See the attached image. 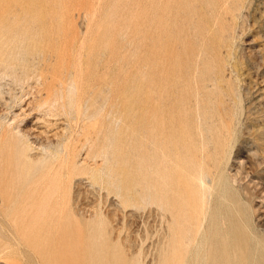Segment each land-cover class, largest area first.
Here are the masks:
<instances>
[{
    "label": "rangeland",
    "instance_id": "obj_1",
    "mask_svg": "<svg viewBox=\"0 0 264 264\" xmlns=\"http://www.w3.org/2000/svg\"><path fill=\"white\" fill-rule=\"evenodd\" d=\"M210 1L0 0V27L8 32L1 37L37 46H28L32 79L17 85L0 78V246H8L0 264H162L172 218L145 201V100L153 83L167 90L188 67L202 72L212 58L230 113L240 89L227 170L264 238V0H251L232 63L222 62L229 52L221 4L212 11ZM189 113L198 157L214 170V145ZM51 183L64 192L61 220L37 225L29 204ZM26 223L50 234L45 252L17 246L13 235L20 238Z\"/></svg>",
    "mask_w": 264,
    "mask_h": 264
},
{
    "label": "bare ground",
    "instance_id": "obj_2",
    "mask_svg": "<svg viewBox=\"0 0 264 264\" xmlns=\"http://www.w3.org/2000/svg\"><path fill=\"white\" fill-rule=\"evenodd\" d=\"M210 3L212 11H215L217 5L221 4L223 21L226 22L224 28L221 29L223 30L221 35L229 52L227 57L222 58V62L232 63V54L233 50L236 49L238 31L245 26L246 13L251 7V0H211ZM218 12L220 11L218 10ZM213 18L215 19V17ZM220 22L222 23V20ZM1 31L0 34L3 32ZM6 33L8 32L5 31L4 34ZM11 35L13 36V34ZM11 35H8V37H11L12 40L1 37L2 34L0 35L2 45L0 50V78L7 79L9 77L15 84L22 85L32 79L35 71L31 67V64L35 61L34 51L32 53L31 50H28V46L30 49H33V47L35 49L37 46H30V44L25 46L22 43L23 40L19 42L21 39L17 41L16 38H13L15 36L12 37ZM30 42L32 41L30 40ZM35 51L38 52V48ZM35 55H37L36 52ZM213 61L212 58L205 69H201L202 72H192L191 67H188L182 74H179L178 80L175 81V84L173 83L174 86L166 88L167 90L159 89L153 83L145 100L146 113H142V115L146 116L143 120L145 119L146 122L144 130L149 148L147 155L148 167L145 164L148 169L145 201L151 206L156 205L155 207H158L159 210L169 212L172 218L169 247L162 264H264V238L258 234L253 225L250 207L247 206L246 200L233 185L227 170L231 159V148L238 133L237 126L241 121L240 114L243 110L240 89L234 92L236 97L233 101L235 102V110L230 113L223 99L225 97L222 84L224 78L223 76L214 77L218 69L216 70ZM238 64L235 63L234 66L237 67ZM238 81H240V74L237 72L235 82ZM76 89L79 90L78 83H76ZM48 95L51 97L52 94L49 93ZM50 97L47 98L48 100L45 97L47 105L53 102ZM127 100L129 99L126 98L125 102ZM189 110H193V116L197 117L198 129L205 131L214 145V170L207 167L202 161L203 158L198 157L197 151L200 148L196 151V144L189 134V128L192 129L190 121L192 116L190 117ZM79 114H81L80 110ZM113 149L115 150L114 147ZM68 155L70 156L69 153ZM64 156L65 154H63V158ZM102 156L106 162L110 161V150H104ZM146 167L144 168L146 169ZM46 179L48 178H44V180ZM48 190L47 194H35L29 204L34 209V218L37 225L46 221L51 223L57 215L61 214L60 211L64 202L61 194H64V192L60 193L57 186L52 185V183L49 185ZM60 190L62 191L61 188ZM57 222L60 223V221ZM26 224L27 226L20 233V238L13 235L16 238L17 246L27 251L45 252V247L51 243L50 234L48 236L45 233L43 234L41 232L42 228L28 229L31 224ZM11 225L14 227L16 224ZM0 227L5 229L4 223L1 222ZM57 229H59V226ZM55 231L57 233V230ZM7 249V245L0 246V254L3 255ZM37 264H43V260L39 259Z\"/></svg>",
    "mask_w": 264,
    "mask_h": 264
}]
</instances>
